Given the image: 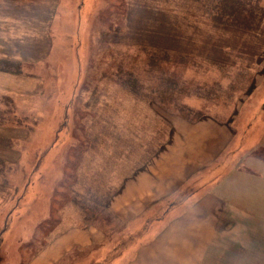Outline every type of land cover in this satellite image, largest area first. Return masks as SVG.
I'll return each mask as SVG.
<instances>
[{
    "label": "rangeland",
    "instance_id": "rangeland-1",
    "mask_svg": "<svg viewBox=\"0 0 264 264\" xmlns=\"http://www.w3.org/2000/svg\"><path fill=\"white\" fill-rule=\"evenodd\" d=\"M114 1L0 0V59L24 62L21 72L0 68V264H28L72 225L97 227L105 239L71 248L56 264H112L138 250L137 264H256L261 260H231L236 252L225 256L226 239L240 234L238 214L233 218L223 207L213 228L199 229L218 203L208 197L191 215L193 191L224 173H232L229 184L246 173L242 182L249 191L261 180L254 127L264 103V46L258 63L247 62L248 36L228 38L214 28L209 12L200 11L201 0H177L178 16L174 0H128L125 6L120 0L113 6ZM183 13H189L190 23ZM177 18L180 24L184 20L181 29L172 25ZM210 36L223 42L230 61L215 62L227 54L211 53ZM159 57L176 61L161 65L180 76V92L178 84L171 92L170 83L160 81L159 70L149 79L148 68ZM123 63L137 76L122 69ZM137 77L145 83L142 89ZM180 116L232 125L236 142L209 170L214 179L189 181L129 221L113 212L114 217L104 212L108 221L98 217L103 225L94 221L92 201H109L167 141ZM69 160L73 169L66 167ZM177 219H188L187 226H162ZM112 220L117 225L106 227ZM255 225L256 218L248 219V233ZM215 226L213 240L196 249ZM177 231L182 238H173ZM175 251L182 260L175 259ZM194 254L204 258L194 260Z\"/></svg>",
    "mask_w": 264,
    "mask_h": 264
},
{
    "label": "crops",
    "instance_id": "crops-1",
    "mask_svg": "<svg viewBox=\"0 0 264 264\" xmlns=\"http://www.w3.org/2000/svg\"><path fill=\"white\" fill-rule=\"evenodd\" d=\"M262 108H264V103L261 108H257V119L254 127L256 130L255 141H260L254 147L259 149V152H256L257 158L254 162L258 171L256 177L257 179L260 177L261 180L256 181L254 190L249 191L247 183L242 182V180H248L246 173L240 174L238 183L237 177H234L231 179L236 181L229 184L228 178L231 177L232 173L226 172L211 185L207 184L193 191L194 198L191 215L192 217L196 216L195 212L205 203L204 200L208 197L215 198L218 203L216 207L208 209V220L199 229L209 227L210 230L213 228L214 216H216L217 212L220 213L223 207V211L234 212L232 214L233 218L238 214L240 234L234 237L229 236L226 239L225 242L230 252H227L225 256L230 258L229 254L236 252L231 255V260H261L257 261L256 264H264V156L259 155L264 153V142L262 141L264 139V132H262L264 109ZM173 124L167 141L161 145L150 160L128 177L126 184L115 192L107 202L108 209L119 218L129 221L135 215L145 212L154 201L172 195L189 181L193 184L197 178V180L209 179L210 177L214 179L215 173L210 176L209 170L214 165H217V161L223 160V157L225 159V155L232 151L231 148L236 142L235 139L237 137L233 139L232 125L219 122L212 117H204L191 122L180 116L173 120ZM240 166L242 169L241 163ZM243 171L247 172V169L244 168ZM233 184L237 185V188L232 189ZM231 195H237L239 201H235L234 199L237 197ZM253 217L257 219V225L254 226L255 232L248 233V219ZM187 220H170L162 226L171 227L172 224V227L183 228L187 226ZM192 224H194V220ZM102 232V230L94 226L72 225L54 235L52 242L43 250H39L28 264H56L75 246H87L103 242L105 234ZM180 233V231L172 232L173 238L175 236L176 239L182 238ZM215 236L216 226L215 230L207 238H202L196 249L199 250L200 244L211 242ZM236 245L238 246L235 249ZM141 255L142 253L139 250L137 253L135 251L134 253L132 251L128 253L127 251L118 259L113 260L112 264H137L136 260ZM168 255H172V253ZM174 256L177 261L183 259L176 251ZM193 258L194 260H201L204 256L201 255L199 257L194 254ZM196 264H199V262H196Z\"/></svg>",
    "mask_w": 264,
    "mask_h": 264
},
{
    "label": "trees",
    "instance_id": "trees-1",
    "mask_svg": "<svg viewBox=\"0 0 264 264\" xmlns=\"http://www.w3.org/2000/svg\"><path fill=\"white\" fill-rule=\"evenodd\" d=\"M127 1L128 0H120L117 2H121L122 5L124 3H126V5H127ZM112 3H113V6H115L116 0ZM201 3L202 4H201L200 11H201V9H203V10H205V12H207V13L209 12V14L211 15V18L213 20V27L214 28L219 27L223 33L227 32V35H225L226 37L229 38V36H237L238 35L241 38L244 35L248 36V38L245 39V44L248 42V44H252V46L250 47L251 49H249L247 47H243L245 50V53L247 54V57L245 60H247V62H251V63L257 62V56H258L257 52L259 49H261L264 46V0H201ZM175 5H177V0H174L172 9H173V14L175 16H178L177 15L178 13L175 12V10H174ZM123 6H125V5H123ZM197 9H198V7L196 9L185 8L186 11H191V10L197 11ZM207 9L209 11H207ZM164 11L166 14L172 13L169 10H167V8H165ZM182 15H183V17H185L187 19V22L190 23L191 20L189 18V13H183ZM181 21L183 24L184 20H181ZM182 24L179 23L178 18H177V23H175V24L172 23V25H175L177 29H181ZM210 38L212 40H214L212 42H207L208 45H211V48H210L211 53L214 54V52H222V51L225 52L226 49L224 47H221L223 42L217 41L218 39L217 38L215 39L214 36H210ZM170 40L173 43H176V41H177L172 37ZM236 41H237V39H236ZM166 42H167V44L172 46V44L169 41H166ZM163 43H164V41L159 42V45H158L159 50L162 49ZM195 43L197 44V42H195ZM245 44H243V45H245ZM164 49L165 48H163V50ZM166 49L169 50L168 47ZM225 54H227V53L225 52ZM228 56H229V54H227V57L223 56V59H221V60H215V59L214 60L216 63L225 64L224 61H227V60L230 61ZM207 58H208V56H207ZM164 61L165 62H176L175 60H172V59L166 60V58H162V57L155 58V60L153 59L151 66L148 68V76H149V79H151L153 77L155 78L156 76H154V71L156 72V70H159L160 81L162 79L165 83L169 82L170 83V90H171V92H173V88L174 89L176 88V85L179 82L178 78L180 76H178V74H176L174 71H169V73H168L167 69H165L161 65ZM235 62L236 61H234L233 63H235ZM158 63L160 64V66L158 65ZM125 65H126L125 63L121 64V68L122 69L125 68L130 73L137 76V73L134 72L133 69L128 68ZM153 65H154V67H153ZM0 68L3 70L12 71V72H15V71L21 72V71H23V68H24V62L20 59L16 60L14 58L2 57L0 59ZM182 84L183 83H179L177 85L176 92H180L182 90V87H181ZM142 85H145V83L139 79V89H142ZM148 88L151 91L152 86H150ZM179 111L181 112L182 109H180ZM71 164H72L71 160H69V162H67V164H66V167L73 169V166ZM66 178H67L66 179L67 181H65V184H67V187H68L70 185V183H72V179H69V176H67ZM107 202L108 201L103 203V202H97V201L93 200L92 204H91L95 210L92 218H94V221H96L102 225H103V222H101L98 219V217H100V216L103 217L104 212H108L112 217H114L112 212L107 207ZM98 205L100 206V209H98ZM99 210H102V211H99ZM104 219H106V221L109 220L108 218H104ZM112 221H113V225L112 226L106 225V227L112 228L113 226L117 225V223L114 220H112Z\"/></svg>",
    "mask_w": 264,
    "mask_h": 264
}]
</instances>
